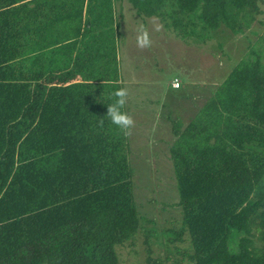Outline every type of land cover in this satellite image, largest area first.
<instances>
[{
    "label": "trees",
    "instance_id": "trees-1",
    "mask_svg": "<svg viewBox=\"0 0 264 264\" xmlns=\"http://www.w3.org/2000/svg\"><path fill=\"white\" fill-rule=\"evenodd\" d=\"M259 1L0 0V264H121L141 229L186 246L188 264H264L262 38L196 115L168 123V227L140 212L129 137L106 118L126 7L199 44L251 31Z\"/></svg>",
    "mask_w": 264,
    "mask_h": 264
},
{
    "label": "rangeland",
    "instance_id": "rangeland-1",
    "mask_svg": "<svg viewBox=\"0 0 264 264\" xmlns=\"http://www.w3.org/2000/svg\"><path fill=\"white\" fill-rule=\"evenodd\" d=\"M259 4L263 15L257 17L248 33H215L209 41L193 47L174 40L157 19L136 18L127 7L125 9L126 19L122 26L126 37L122 43L123 64L134 67L135 78L138 76L133 88L140 94L130 106L134 113L136 111L132 134L128 136L133 151L129 157L130 167L137 186L135 196L139 210L146 219L153 220L158 231L171 225L179 217V211L177 208L162 207V203H174L175 199L178 201V194L168 154L169 143L166 144L170 136H167L165 130L156 129V125H163L165 117L173 109L176 112L174 116L177 111L187 108L200 109L207 101L214 84L216 86L225 80L236 64L246 57L248 47H257L259 37L264 40V0H260ZM141 25L149 31L152 41L151 46L143 50L136 46V34ZM157 27L159 31L156 30ZM255 33L258 36H253ZM127 52L134 57L132 63L128 57L125 59ZM180 62L184 72H191L192 85L185 98L182 99V90H169L161 97L157 89L153 92L144 84V80L165 81L168 84L178 72ZM160 139L166 142H161ZM148 225L145 223L144 226ZM185 248L183 244L167 247L160 236L147 237L141 229L132 243H127L116 251L121 264H144L148 255L158 259L161 264H188L187 259L181 255Z\"/></svg>",
    "mask_w": 264,
    "mask_h": 264
},
{
    "label": "crops",
    "instance_id": "crops-1",
    "mask_svg": "<svg viewBox=\"0 0 264 264\" xmlns=\"http://www.w3.org/2000/svg\"><path fill=\"white\" fill-rule=\"evenodd\" d=\"M225 32H229V31L226 30ZM174 40H176V39H174ZM196 44H197L196 42H191L190 44H184V45L185 46L186 45L187 46L192 45V47H193V45H196ZM116 49H117V51H116V59L118 61V67H119L118 74L120 76L118 83L122 84L124 88L128 89L129 97H128L127 105L130 107L131 104H133L132 101H135L136 99H138V97L140 95L139 93H136L135 92V88H133V86H135V84H136V81H137L136 78H137L138 75H136V78H135L136 71H135L134 67L131 64L127 65V66H125L123 64V62H124V59H123L124 58L123 44L122 43H118ZM126 49H127V47H126ZM126 57H128L130 62L132 63V60H133L134 57H132L129 52H127V55L125 56V59H126ZM174 79H177L179 81V83H180V87L179 88H173L172 87L171 83H172V81ZM190 80H191V72H186V71L184 72L183 69H182L181 62H180L179 68H178V72H176V74L173 75V77L171 78V80H170V82L168 84L165 81H163V82L162 81L155 82L156 80H153V81L144 80L145 81L144 84L147 85L149 87V89H151L153 92H155L156 89H157L158 92H159V96H161V97L166 95V93L169 90H171V91H173V90L181 91L182 90L180 93H182L181 96H182V99H183V98H185L186 95H189L188 89H189L190 85H192V82ZM130 86H132V88ZM214 86H215V84H214ZM214 86L212 87V92L208 94L207 100L213 94ZM153 89H155V90H153ZM196 97H197V95H196ZM192 102H194V101L192 100ZM202 106L203 105H201V107ZM130 111L133 114L132 117H134L136 115V111L134 113L131 108H130ZM198 111H199V108H196L194 110H192L190 108H187V109H184L182 111L181 110L177 111V115L174 116L176 112H174V109H173L172 112L168 113L167 117H165L166 122H163V125L162 124L156 125V129H159V130L162 129V131L165 130L167 132V126H168V123H169L170 120L179 119V120H181L182 122L185 123V122H188L194 115H196V113ZM137 112H138V110H137ZM167 136H169V135L167 134ZM160 141L162 142V141H166V140L160 139Z\"/></svg>",
    "mask_w": 264,
    "mask_h": 264
},
{
    "label": "clouds",
    "instance_id": "clouds-1",
    "mask_svg": "<svg viewBox=\"0 0 264 264\" xmlns=\"http://www.w3.org/2000/svg\"><path fill=\"white\" fill-rule=\"evenodd\" d=\"M156 30L159 31V27H157ZM151 43L152 41L149 31L141 25L136 34V46L143 50L150 47ZM113 96L115 97V100L113 103L108 104L106 118L111 122V124H115L124 136H130L132 134L131 129L134 127L135 121L129 113L122 111L127 104L129 91L127 88H120L114 91ZM100 123L103 125L104 120L101 119Z\"/></svg>",
    "mask_w": 264,
    "mask_h": 264
},
{
    "label": "built area",
    "instance_id": "built-area-1",
    "mask_svg": "<svg viewBox=\"0 0 264 264\" xmlns=\"http://www.w3.org/2000/svg\"><path fill=\"white\" fill-rule=\"evenodd\" d=\"M172 87L173 88H179L180 87V83L177 79H174L172 82Z\"/></svg>",
    "mask_w": 264,
    "mask_h": 264
}]
</instances>
